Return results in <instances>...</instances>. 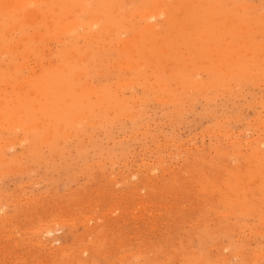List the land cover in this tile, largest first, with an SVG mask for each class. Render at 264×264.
Wrapping results in <instances>:
<instances>
[{
    "label": "rangeland",
    "instance_id": "374dc122",
    "mask_svg": "<svg viewBox=\"0 0 264 264\" xmlns=\"http://www.w3.org/2000/svg\"><path fill=\"white\" fill-rule=\"evenodd\" d=\"M0 264H264V0H0Z\"/></svg>",
    "mask_w": 264,
    "mask_h": 264
},
{
    "label": "bare ground",
    "instance_id": "6f19581e",
    "mask_svg": "<svg viewBox=\"0 0 264 264\" xmlns=\"http://www.w3.org/2000/svg\"><path fill=\"white\" fill-rule=\"evenodd\" d=\"M31 1V0H30ZM35 1V0H34ZM9 2V1H8ZM22 2H23V0H22ZM25 2H27V1H25ZM127 2V1H126ZM7 3V2H6ZM17 5V4H16ZM235 8V7H234ZM30 14V13H29ZM153 14H151L149 17L150 18H153ZM63 26H65L66 27V25H63ZM63 26L61 27V28H63ZM68 26V25H67ZM72 26H74V25H72ZM92 26H93V24H92ZM69 27H71V26H69ZM67 29H69L68 27H66ZM73 28H75V27H73ZM73 28H70V29H72L73 30ZM245 28V27H244ZM66 30V29H65ZM63 31V30H62ZM122 33V32H121ZM256 38V37H255ZM40 47V46H39ZM123 47V46H122ZM126 47V46H125ZM261 57V56H260ZM83 59V58H82ZM53 61V60H52ZM38 65V64H37ZM10 67V66H9ZM39 67V66H38ZM130 84V83H129ZM15 89V88H14ZM129 116V115H128ZM9 124V123H8ZM9 140V139H8ZM18 140V139H17ZM260 140V139H259ZM13 141V140H12ZM6 142V141H5ZM3 145V144H2ZM224 147V146H223ZM233 162V161H232ZM150 168V167H149ZM207 169V168H206ZM148 170V169H147ZM6 172V171H5ZM220 174V173H219ZM217 176V175H216ZM222 180V179H221ZM250 185V184H249ZM233 197V196H232ZM15 201V200H14ZM17 202V201H16ZM238 211V210H237ZM232 213V212H231ZM63 221V220H62ZM44 226V225H43ZM45 230H46V228L44 229V233H45ZM41 231V230H40ZM47 232V231H46ZM15 234V233H14ZM90 234V233H89ZM82 254V253H81ZM189 254V253H188ZM119 255V254H118ZM177 256V255H176ZM254 257H256V254L254 255Z\"/></svg>",
    "mask_w": 264,
    "mask_h": 264
}]
</instances>
